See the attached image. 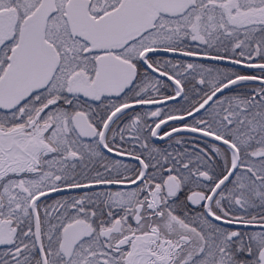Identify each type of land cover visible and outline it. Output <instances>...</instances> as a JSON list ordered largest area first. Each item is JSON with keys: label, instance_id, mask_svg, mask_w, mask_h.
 I'll list each match as a JSON object with an SVG mask.
<instances>
[{"label": "snow or ice", "instance_id": "obj_1", "mask_svg": "<svg viewBox=\"0 0 264 264\" xmlns=\"http://www.w3.org/2000/svg\"><path fill=\"white\" fill-rule=\"evenodd\" d=\"M0 264H264V0H0Z\"/></svg>", "mask_w": 264, "mask_h": 264}, {"label": "trees", "instance_id": "obj_2", "mask_svg": "<svg viewBox=\"0 0 264 264\" xmlns=\"http://www.w3.org/2000/svg\"><path fill=\"white\" fill-rule=\"evenodd\" d=\"M169 103H171V102H169Z\"/></svg>", "mask_w": 264, "mask_h": 264}, {"label": "flooded vegetation", "instance_id": "obj_3", "mask_svg": "<svg viewBox=\"0 0 264 264\" xmlns=\"http://www.w3.org/2000/svg\"><path fill=\"white\" fill-rule=\"evenodd\" d=\"M172 103V102H171Z\"/></svg>", "mask_w": 264, "mask_h": 264}]
</instances>
